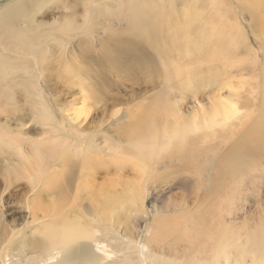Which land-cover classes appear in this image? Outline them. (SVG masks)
I'll use <instances>...</instances> for the list:
<instances>
[{"label": "rangeland", "instance_id": "374dc122", "mask_svg": "<svg viewBox=\"0 0 264 264\" xmlns=\"http://www.w3.org/2000/svg\"><path fill=\"white\" fill-rule=\"evenodd\" d=\"M16 2L19 13L2 17ZM199 52L219 62L211 74L229 72L218 84L255 85L261 95L264 0H0V261L56 250L44 231L59 218L78 219L116 249L145 243L157 264H197L209 255L197 251L198 238L210 248V234L225 244L229 236L238 259L264 231V177L245 176L217 224L202 211L218 207L202 201L208 146L158 168L135 148L149 135L161 140V119L179 100L191 111L190 91L217 94L206 82L192 87L205 74V59L190 64ZM57 251V264H94L78 242Z\"/></svg>", "mask_w": 264, "mask_h": 264}, {"label": "bare ground", "instance_id": "6f19581e", "mask_svg": "<svg viewBox=\"0 0 264 264\" xmlns=\"http://www.w3.org/2000/svg\"><path fill=\"white\" fill-rule=\"evenodd\" d=\"M22 5V2L9 3L2 9V17L17 15ZM138 17L141 16H132V18ZM230 27L233 29L234 26L230 25ZM200 53L202 52L198 54L200 57L196 55L190 59V64L196 63L199 68L201 58L205 59V74L201 73V77L197 76L192 80V87L198 88L201 82H206L205 85L216 87L217 94L215 96L207 94L208 97L206 98L203 95V98L207 99L203 102V98L200 99L198 96V91L201 90L190 91L194 101H196L192 105L193 107L191 106V111L187 112V109H183V103L179 100L176 105L168 108L169 112L164 119H161V140L159 141V136L149 135L147 138L138 141L135 148L139 157L147 159L155 157L156 159L152 161L150 166L158 168L160 165L174 160L182 164L183 157L186 158L187 153L208 146L210 152H207V159H209L210 170L208 180L201 179L202 185L206 183V188L203 191L205 196L202 197V201L214 200V204L217 202L218 207L215 208L217 213L213 211L214 205L202 211L211 213V218L215 217L217 223V220L223 219V216L227 217V209L229 210L227 200L234 199L232 197L240 193L245 187V184L242 183L245 176H249L253 180L252 182L258 180L254 176L262 175L264 177V87L261 89V95L257 94L259 88H256L255 85L246 90L240 82H237L236 85L228 84V89H226L223 84H218V81L229 72L221 71V74L219 72L215 75L211 74L210 71L216 66V58L208 57L206 54L201 56ZM211 59L214 61L213 63ZM8 64L3 63L2 71L6 69ZM195 74H197L196 70ZM176 78L178 79V76ZM178 81L180 80L178 79ZM183 83L185 82H181V84ZM177 90L183 96V89L180 91L178 88ZM138 122L139 120H135L134 125H137ZM187 147H190V151H186ZM199 162L200 157L193 156L191 167L195 168ZM69 170L66 169L62 176L63 179L66 178ZM143 182L144 179H142L141 184ZM260 182L263 183V181H259V184ZM137 186L140 195L136 196L141 198L142 186L139 181H137ZM55 187L63 188V184L58 183ZM111 197V194H103L106 202H109ZM224 208L227 213L225 215L221 212ZM212 224H215V221ZM219 229L218 231L223 236L222 231L224 229ZM94 236L95 234L85 229L83 223L78 219L59 218L44 231L46 241L57 242L56 250L48 255L39 256L40 258H29V256L22 258L17 255V261L22 262V264H35L40 261H43L44 264H57V259L60 256V251L57 250L67 251L78 242L79 255L94 264H157L150 246L145 243L139 246L134 241H130L123 248L116 249L106 241ZM226 237L228 239L227 244L224 243V238L221 236L212 237L210 234L209 242L212 243L213 241V245L215 244L210 248H207L208 246L201 242L203 240L198 238L197 251L208 252L209 255L194 261L198 262L197 264H264L263 230L254 231L248 240V244H246V248L237 253L238 259L232 258L231 239L228 238L229 236ZM84 239L89 240V242L81 241ZM90 242L93 243L91 249L89 248L90 245L88 246ZM205 249L210 250L205 251ZM13 257V255L6 254L2 257L0 264H14ZM176 257L178 258L177 255ZM246 258L248 261L245 260ZM173 263L175 262H171V264Z\"/></svg>", "mask_w": 264, "mask_h": 264}]
</instances>
